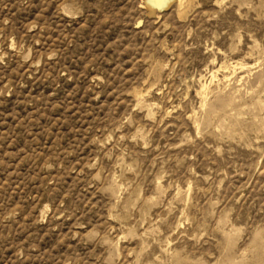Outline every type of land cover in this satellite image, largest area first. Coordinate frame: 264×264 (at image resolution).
<instances>
[{"label": "rangeland", "instance_id": "1", "mask_svg": "<svg viewBox=\"0 0 264 264\" xmlns=\"http://www.w3.org/2000/svg\"><path fill=\"white\" fill-rule=\"evenodd\" d=\"M0 0V264H264V0Z\"/></svg>", "mask_w": 264, "mask_h": 264}, {"label": "bare ground", "instance_id": "2", "mask_svg": "<svg viewBox=\"0 0 264 264\" xmlns=\"http://www.w3.org/2000/svg\"><path fill=\"white\" fill-rule=\"evenodd\" d=\"M172 0H146V4L148 5L149 7V13L153 14L155 13V10L157 8H163L167 5H169V3L171 2ZM181 1V0H179Z\"/></svg>", "mask_w": 264, "mask_h": 264}]
</instances>
